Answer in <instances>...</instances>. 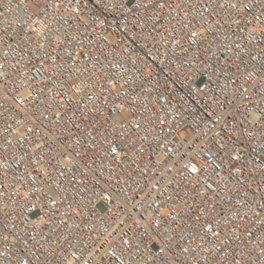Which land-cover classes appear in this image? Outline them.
<instances>
[{
    "label": "built area",
    "instance_id": "obj_1",
    "mask_svg": "<svg viewBox=\"0 0 264 264\" xmlns=\"http://www.w3.org/2000/svg\"><path fill=\"white\" fill-rule=\"evenodd\" d=\"M262 244L264 0H0V264Z\"/></svg>",
    "mask_w": 264,
    "mask_h": 264
},
{
    "label": "snow or ice",
    "instance_id": "obj_2",
    "mask_svg": "<svg viewBox=\"0 0 264 264\" xmlns=\"http://www.w3.org/2000/svg\"><path fill=\"white\" fill-rule=\"evenodd\" d=\"M195 170H196V169L193 168V171H195ZM261 250H262V252H264V244L261 245Z\"/></svg>",
    "mask_w": 264,
    "mask_h": 264
}]
</instances>
